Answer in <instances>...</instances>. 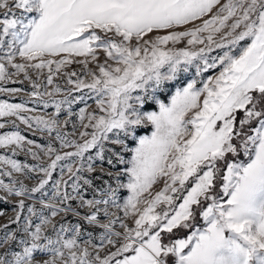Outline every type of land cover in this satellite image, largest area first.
Here are the masks:
<instances>
[{"label":"snow or ice","instance_id":"snow-or-ice-1","mask_svg":"<svg viewBox=\"0 0 264 264\" xmlns=\"http://www.w3.org/2000/svg\"><path fill=\"white\" fill-rule=\"evenodd\" d=\"M21 75L0 264H264V0H0V82Z\"/></svg>","mask_w":264,"mask_h":264},{"label":"rangeland","instance_id":"rangeland-1","mask_svg":"<svg viewBox=\"0 0 264 264\" xmlns=\"http://www.w3.org/2000/svg\"><path fill=\"white\" fill-rule=\"evenodd\" d=\"M189 27H191V25H189ZM180 47L184 46L183 44L178 45ZM217 52H219V50H215L212 53H210V56H214L217 54ZM76 59H82V57H77ZM101 59H103V54L101 53ZM80 65L73 63L71 65H69L67 67V71H72V70H76L79 71L80 70ZM46 71V70H45ZM219 71V68H217L214 71H210L208 73L205 74L206 78L207 76L210 75H214ZM14 80H16V83H13L11 81H9L8 83H4V82H0V87H7V88H23L24 91L16 93V94H10L7 92H0V100L3 101H7L9 103H22L25 101L29 100V96L28 93L31 91L30 85L27 81H24L23 84H21L19 81L23 79V76L21 75L20 77H14ZM58 83L60 84H64L63 80H57ZM171 95V92H169L168 94H166V96L162 97V99H165L167 101V96ZM59 98V97H58ZM91 103V102H90ZM29 108H36V113L35 114H46V113H51L54 111V109L49 108V109H43L42 106L39 105H34L32 103H28L27 105ZM91 106L94 108L95 105L94 103H91ZM79 107H83V105H78V106H74V110L78 111ZM153 107V106H150ZM4 119H15V118H0V122H3ZM61 119H63V117H61ZM17 124L19 126V129L21 130L22 134L26 135L28 137V139L34 140L39 144H46V138L43 137L39 132H31L29 130H27L26 126L23 125L22 123H20L17 120ZM10 130H14L12 128L11 123H7L4 129H0V132H5V131H10ZM152 131L151 125H145L143 126L140 130H139V135H150ZM111 147V145H109ZM117 150H119L118 146H117ZM0 154H4L2 151H0ZM15 158L21 160L22 162H28V163H32V158L30 156H25L24 152H20ZM96 171L89 174V178L93 180L94 185H102L104 181H109L110 183L113 184V186H115V180L111 179L110 177L106 176V175H101L100 174V168L103 167L105 170L107 171H111L113 173L118 172L120 170V165H117L115 168H111L107 165V163L105 162L102 166L100 164L99 161H97L96 165ZM59 173H57L55 175L54 178H58ZM121 179L124 182H127V178L126 177H121ZM7 182V181H6ZM29 184L32 183V181H27ZM50 187V186H49ZM162 187V184H157L154 185L153 191H158L160 188ZM4 195V193L2 191H0V196ZM121 197H126L128 195L127 190H121L120 193ZM88 196H91V192L88 193ZM17 198L15 196L10 197L7 201H0V211H3L5 213V215L0 216V224L4 223L9 217L13 216V203L15 202ZM123 201L121 200V203ZM113 211H116L115 209H113ZM118 215L122 216V209L117 213ZM57 219H59V217H57ZM68 219H73V217H68ZM11 227H15V225H11ZM97 234L99 232V230H96ZM178 234L181 235V237L185 236L187 234V232L185 230H180L178 232ZM167 239V237H166Z\"/></svg>","mask_w":264,"mask_h":264},{"label":"trees","instance_id":"trees-1","mask_svg":"<svg viewBox=\"0 0 264 264\" xmlns=\"http://www.w3.org/2000/svg\"><path fill=\"white\" fill-rule=\"evenodd\" d=\"M177 236H180V237H181V235H180V234H178V232H177Z\"/></svg>","mask_w":264,"mask_h":264}]
</instances>
